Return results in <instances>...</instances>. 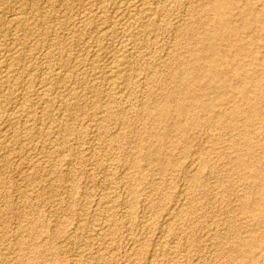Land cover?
I'll return each mask as SVG.
<instances>
[{
  "label": "rangeland",
  "instance_id": "1",
  "mask_svg": "<svg viewBox=\"0 0 264 264\" xmlns=\"http://www.w3.org/2000/svg\"><path fill=\"white\" fill-rule=\"evenodd\" d=\"M218 1L157 0L124 52L136 0H0V264H264V0Z\"/></svg>",
  "mask_w": 264,
  "mask_h": 264
},
{
  "label": "bare ground",
  "instance_id": "2",
  "mask_svg": "<svg viewBox=\"0 0 264 264\" xmlns=\"http://www.w3.org/2000/svg\"><path fill=\"white\" fill-rule=\"evenodd\" d=\"M65 1V0H64ZM69 1V0H68ZM110 1H112V0H110ZM120 1H122V0H120ZM132 1V0H131ZM137 2H138V4L140 5L139 7V9H137V10H135V12L131 15V17H130V20L129 21H127L125 24H124V29H122V30H124V33L123 34H121V35H123V45H122V50L124 51V52H127V51H129L130 50V48H132V46H134L133 45V43H135V41L137 40V37H140V36H138L141 32H142V28H145V27H143L144 25H143V23H142V21H146V19H149V17H151V14H153V12H154V9H155V6L157 7V4L159 3V2H157V4H156V1L157 0H136ZM225 1L226 0H221V1H218V3H217V6H216V9H218V10H222L223 9V7H224V5H226L225 4ZM78 2V1H77ZM118 2V1H117ZM55 3V2H54ZM80 3V2H79ZM112 3V2H111ZM123 3V2H122ZM128 3V2H127ZM52 4V3H51ZM66 4H67V2H66ZM118 4V3H117ZM0 5H1V3H0ZM25 5V4H24ZM92 5V4H91ZM131 5V4H130ZM135 5V4H134ZM159 6V5H158ZM60 7V6H59ZM67 6H65V8H66ZM122 7V6H121ZM2 8V7H1ZM23 8V7H22ZM114 8H116V7H114ZM130 8V7H129ZM137 8V7H136ZM36 9V8H35ZM55 9V8H54ZM126 9V8H125ZM58 10V9H57ZM62 10V9H61ZM103 10V9H102ZM122 10V9H121ZM124 10V9H123ZM131 10V9H130ZM134 10V9H133ZM98 11V10H97ZM119 11V10H118ZM156 11V10H155ZM34 12V11H33ZM87 12V11H86ZM120 12V11H119ZM100 13V12H99ZM102 13V12H101ZM128 13V12H127ZM130 13H132V12H130ZM155 13H157V12H155ZM92 14V13H91ZM90 14V15H91ZM89 15V14H88ZM95 15V14H94ZM108 15V14H107ZM124 15H126V14H124ZM154 15V14H153ZM152 15V16H153ZM156 15V14H155ZM106 16V15H105ZM128 16V15H127ZM91 17V16H90ZM97 17L98 16H96V19H97ZM109 17V16H108ZM124 17V16H123ZM84 18V17H83ZM82 18V19H83ZM87 18V17H86ZM129 18V17H128ZM146 18V19H145ZM32 19V18H31ZM73 19V18H72ZM80 19V18H79ZM24 20V19H23ZM22 20V21H23ZM85 20V19H84ZM89 20V19H88ZM98 20V19H97ZM96 20V21H97ZM105 20V19H104ZM120 20H122V18L120 19ZM25 21V20H24ZM36 21V20H35ZM81 21V20H80ZM102 21V20H101ZM100 21V22H101ZM125 21V20H124ZM28 22V21H27ZM88 23V22H87ZM102 23V22H101ZM117 23H118V21H117ZM145 23V22H144ZM15 24V23H14ZM58 24V23H57ZM84 24V23H83ZM90 25V24H89ZM148 25V24H147ZM17 26V25H16ZM50 26V25H49ZM80 26V25H79ZM85 26V25H84ZM99 26H101V25H99ZM40 27V26H39ZM38 27V28H39ZM98 27V26H97ZM102 27V26H101ZM104 27V26H103ZM122 27V26H121ZM148 27V26H147ZM0 28H2V27H0ZM24 28V27H23ZM33 28V27H32ZM31 28V29H32ZM35 28V27H34ZM43 28V27H42ZM74 28V27H73ZM90 28H91V26H90ZM214 28L216 29V32H215V35H219L220 34V31H223L224 30V24L222 23V21H221V19L220 18H217V20L215 21V23H214ZM18 29V28H17ZM86 29V28H85ZM97 29V28H96ZM113 29V28H112ZM34 30V29H33ZM37 30V29H36ZM36 30H34V31H36ZM43 30V29H42ZM47 30V29H46ZM49 30V29H48ZM68 30V29H67ZM83 30H84V28H83ZM145 30V29H144ZM143 30V31H144ZM29 31V30H28ZM39 31V30H38ZM58 31V30H57ZM70 31V30H69ZM73 31V30H72ZM19 32V31H18ZM42 32V31H41ZM44 32V31H43ZM230 32L233 34V33H235V29H230ZM25 33V32H24ZM32 33H33V31H32ZM57 33V32H56ZM74 33V32H73ZM105 33V32H104ZM148 33V32H147ZM2 34V33H1ZM39 34V33H38ZM42 34V33H41ZM48 34V33H47ZM53 34V33H52ZM76 34V33H75ZM112 34V33H111ZM144 34V33H143ZM85 35V34H84ZM83 35V36H84ZM95 35V34H94ZM2 36V35H1ZM37 36V35H36ZM47 36V35H46ZM87 36V35H86ZM111 36V35H110ZM112 36H113V34H112ZM143 36V35H142ZM42 37V36H41ZM45 37V36H44ZM56 37V36H55ZM59 37V36H58ZM68 37V36H67ZM91 37V36H90ZM105 37V36H104ZM3 38V37H2ZM22 38V37H21ZM30 38V37H29ZM52 38H54V37H52ZM57 38V37H56ZM84 38V37H83ZM115 38V37H114ZM141 38V37H140ZM143 38V37H142ZM4 39V38H3ZM15 39V38H14ZM31 39V38H30ZM29 39V40H30ZM68 39V38H67ZM101 39H102V37H101ZM111 39H112V37H111ZM17 40V39H16ZM22 40V39H21ZM24 40V39H23ZM36 40V39H35ZM53 40V39H52ZM68 40H70V39H68ZM83 40V39H82ZM113 40V39H112ZM122 40V39H121ZM147 40V39H146ZM48 41V40H47ZM59 41V40H58ZM85 41V40H84ZM88 41V40H87ZM86 41V42H87ZM110 41V40H109ZM144 41V40H143ZM2 42V41H1ZM23 42V41H22ZM21 42V43H22ZM33 42V41H32ZM35 42V41H34ZM38 42V41H37ZM52 42H54V40L52 41ZM56 42V41H55ZM81 42V41H80ZM115 42V41H114ZM121 42V41H120ZM50 43V42H49ZM83 43V42H82ZM144 43V42H143ZM2 45H3V43H2ZM19 45H21V44H19ZM31 45V44H30ZM34 45V44H33ZM38 45V44H37ZM53 45H55V43L53 44ZM93 45V44H92ZM95 45V44H94ZM111 45V44H110ZM85 46V45H84ZM100 46V45H99ZM98 46V47H99ZM113 46V45H112ZM120 46V45H119ZM119 46H118V48H119ZM14 47H16V46H14ZM19 47V46H18ZM21 47V46H20ZM23 47V46H22ZM17 48V47H16ZM37 48V47H36ZM42 48V47H41ZM55 48V47H54ZM100 48H103L102 46L100 47ZM135 48H136V46H135ZM1 49H2V47H1ZM14 49V48H13ZM29 49V48H28ZM44 49V48H43ZM65 49V48H64ZM63 49V50H64ZM83 49V48H82ZM87 49V48H86ZM94 49V48H93ZM17 50V49H16ZM22 50V49H21ZM49 50V49H48ZM51 50V49H50ZM102 50V49H101ZM116 51H117V49H115ZM132 50V49H131ZM134 50V49H133ZM136 50V49H135ZM30 51V50H29ZM84 51H86V50H84ZM97 51V50H96ZM123 51H122V55H123ZM8 52V51H7ZM13 52V51H12ZM32 52V51H31ZM42 52V51H41ZM60 52V51H59ZM130 52V51H129ZM200 52H203V53H206V54H210V53H214L213 55H217V56H221V54H218L216 51H211V48L209 47V45L207 44L206 46H205V48L204 49H200ZM35 53V52H34ZM40 53V52H39ZM96 53V52H95ZM120 53V52H119ZM9 54V53H8ZM98 54H100V53H98ZM116 54V53H115ZM127 54V53H126ZM11 55V54H10ZM38 55V54H37ZM48 55V54H47ZM52 55V54H51ZM54 55V54H53ZM106 55V54H105ZM111 55V54H110ZM129 55V54H128ZM4 56H7V55H4ZM68 56V55H67ZM96 56V55H95ZM100 56V55H99ZM112 56V55H111ZM124 56V55H123ZM126 56V55H125ZM8 57V56H7ZM44 57V56H43ZM56 57V56H55ZM60 57V59H61V56H59ZM98 57V56H97ZM117 57V56H116ZM2 58V57H1ZM54 58V57H53ZM93 58V57H92ZM5 60H3V62H2V60H1V62L3 63V65L5 66V68H6V74H5V79H2V81L3 80H6L7 81V83H10V87H12V86H15L17 83V80L15 81V79H16V77H15V75H17V74H15V65L18 63V62H20V57L16 54V52H15V50H14V53L10 56V57H8L7 59L6 58H4ZM48 59H50V58H48ZM52 59V58H51ZM78 59V58H77ZM115 59V58H114ZM44 60V59H43ZM58 60V59H57ZM56 60V61H57ZM105 60V59H104ZM132 60V59H131ZM21 61H22V59H21ZM28 61V60H27ZM35 61V60H34ZM62 61V60H61ZM76 61V60H75ZM96 61V60H95ZM94 61V62H95ZM116 61V60H115ZM112 62V61H111ZM52 63H54L53 61H52ZM58 63V62H57ZM113 64H114V60H113V62H112ZM214 62L211 60L210 62H207L206 63V66H205V69H206V71L205 72H210V76L211 77H217V69H215V70H212V67L210 66V65H212ZM1 64V63H0ZM19 64V63H18ZM44 64V63H43ZM47 64V63H46ZM45 64V65H46ZM59 64V63H58ZM108 64V63H107ZM112 64V65H113ZM125 64H126V62H125V60H123V59H121V57H120V59L117 61V63H116V66H112V67H114V69H115V67L117 68V72H116V70H115V72L116 73H118L117 75H120V73L122 72V70H123V68H124V66H125ZM129 64V63H128ZM29 65V64H28ZM1 66H2V64H1ZM43 66V65H42ZM47 66H49V65H47ZM96 66H97V64H96ZM99 66V65H98ZM129 67V66H128ZM207 67H209L210 69H208ZM237 67V66H236ZM31 68V67H30ZM49 68V67H48ZM55 68V67H54ZM91 68V67H90ZM92 69H95V68H92ZM108 69V68H107ZM5 70V69H4ZM26 70V69H25ZM28 70H30V69H28ZM48 70V69H47ZM23 71V70H22ZM83 71V70H82ZM113 71V70H112ZM126 71H128V70H126ZM241 71V70H240ZM1 72H2V70H1ZM18 72V71H17ZM31 72H32V70H31ZM48 72V71H47ZM46 72V73H47ZM114 72V71H113ZM153 72V71H152ZM243 72V71H242ZM3 73V72H2ZM5 73V72H4ZM36 73V72H35ZM43 73V72H42ZM45 73V74H46ZM83 73V72H82ZM23 74V73H22ZM30 74V73H29ZM67 74V73H66ZM97 74V73H96ZM104 74V73H103ZM125 74H126V72H125ZM2 75V74H1ZM50 75H51V73H50ZM102 75V74H101ZM111 75H113V74H111ZM116 75V74H115ZM200 75V73H198V74H195L194 73V75H193V80H191V81H189V84L191 85V87H193L192 85H193V83H195L198 79H200L201 78V76L203 75L202 73H201V76H199ZM24 76V75H23ZM54 76V75H53ZM57 76V75H56ZM85 76H86V74H85ZM99 76V75H98ZM190 76H191V74H190ZM3 77H4V75H3ZM18 77V76H17ZM28 77V76H27ZM36 77V76H35ZM209 77V76H208ZM261 77V76H260ZM263 77V76H262ZM34 78V77H33ZM47 78V77H46ZM54 78V77H53ZM111 78V77H110ZM23 79V78H22ZM38 79V78H37ZM59 79V78H58ZM113 79V78H112ZM26 80V79H25ZM30 80V79H29ZM54 80V79H53ZM66 80V79H65ZM70 80V79H69ZM95 80V79H94ZM108 80V79H107ZM245 80V79H244ZM261 80H263L262 78H260V79H258L257 80V85L258 86H260L259 85V83H260V81ZM6 81H3V82H6ZM39 81V80H38ZM127 81V80H126ZM61 82V81H60ZM69 82V81H68ZM97 82H98V80H97ZM124 82V81H123ZM34 82H32V84H33ZM36 83V82H35ZM51 83V82H50ZM101 83V82H100ZM113 83V82H112ZM116 83V82H115ZM95 84V83H94ZM124 84H126V83H124ZM123 84V85H124ZM34 85H36V84H34ZM62 85V84H61ZM122 85V86H123ZM21 86V85H20ZM26 86V85H25ZM40 86V85H39ZM114 86V85H113ZM29 87V86H28ZM38 87V86H37ZM41 87V86H40ZM58 87V86H57ZM65 87V86H64ZM111 87V86H110ZM124 87V86H123ZM2 88H3V86H2ZM14 88V87H13ZM20 88V87H19ZM22 88V87H21ZM25 88V87H24ZM76 88V87H75ZM97 88V87H96ZM35 89V88H34ZM38 89V88H37ZM46 89H47V87H46ZM71 89V88H70ZM69 89V90H70ZM115 89V88H114ZM15 90V89H14ZM17 90V89H16ZM25 90L27 91V89L25 88ZM28 90H30V89H28ZM33 90V89H32ZM72 90H74V89H72ZM83 90V89H82ZM248 90V89H247ZM4 91V90H3ZM12 91V90H11ZM37 91L38 90H36L35 92L37 93ZM40 91V90H39ZM44 91V90H43ZM58 91V90H57ZM238 91H241L240 89L238 90ZM21 92V91H20ZM19 92V93H20ZM25 92V91H24ZM46 92V91H45ZM92 92V91H91ZM2 93V92H1ZM27 93V92H26ZM28 93H31L30 91L28 92ZM33 93V92H32ZM39 93V92H38ZM55 93V92H54ZM73 93V92H72ZM122 93V92H121ZM12 94H14L13 92H12ZM39 94H41V93H39ZM51 94V93H50ZM56 94H58V93H56ZM29 95H31V94H29ZM38 95V94H37ZM70 95H72V94H70ZM82 95V94H81ZM5 96V95H4ZM46 96V95H45ZM73 96V95H72ZM19 97V96H18ZM25 97V96H24ZM47 97V96H46ZM175 97V96H174ZM196 97L197 96H195V97H193V100L194 101H198V99H196ZM243 97L245 98V100L246 101H248V103H250V104H252V106L254 105V109H255V107H256V104H255V102H256V99H255V97H252V96H249V94L247 93V92H244L243 93ZM2 98H3V96H2ZM8 98H9V96H8ZM11 98V97H10ZM13 98V97H12ZM17 98V97H16ZM42 98V97H41ZM62 98V97H61ZM15 99V98H14ZM22 99V98H21ZM20 99V100H21ZM25 99V98H24ZM45 99V98H44ZM59 99V98H58ZM3 100V99H2ZM1 100V101H2ZM16 100V99H15ZM18 100V99H17ZM28 100H30V99H28ZM42 100V99H41ZM50 100V99H49ZM70 100V99H69ZM77 100V99H76ZM174 100H176V103H177V109H179V110H181V111H183L184 109H186L185 108V103L183 102V100L181 99H177V98H175ZM1 101H0V103H1ZM7 101V100H6ZM11 101H13V100H11ZM23 101V100H22ZM43 101V100H42ZM47 101V100H46ZM67 101V100H66ZM78 101V100H77ZM8 102V101H7ZM14 102V101H13ZM25 102V101H24ZM23 102V103H24ZM26 102H27V100H26ZM32 102H34V101H32ZM47 103V102H46ZM60 103V102H59ZM72 103V102H71ZM107 103V102H106ZM18 104V103H17ZM58 104V103H57ZM78 104H79V102H78ZM6 105V104H5ZM26 105H27V103H26ZM35 105V104H34ZM73 105H75V104H73ZM106 105V104H105ZM104 105V106H105ZM109 105V104H108ZM51 106V105H50ZM202 106L203 107H208L209 105H208V102H202ZM26 107V106H25ZM24 107V108H25ZM49 107V106H48ZM29 108V107H28ZM67 108V107H66ZM72 108V107H71ZM76 108V107H75ZM21 109V108H20ZM49 109H51V108H49ZM74 109V108H73ZM2 110V109H1ZM19 110V109H18ZM23 110V109H22ZM27 110V109H26ZM25 110V111H26ZM68 110V109H67ZM24 111V110H23ZM30 111V110H29ZM28 111V112H29ZM53 111V110H52ZM51 111V112H52ZM57 111V110H56ZM71 111V110H70ZM109 111V110H108ZM1 112V111H0ZM14 112V111H13ZM33 112H36V111H33ZM32 112V113H33ZM45 112V111H44ZM44 112H42V113H44ZM55 112V111H54ZM61 112V111H60ZM75 112V111H74ZM165 112H166V109L165 108H162V109H160L159 111H158V114H157V119L158 118H160L161 116H163V115H165ZM23 113H25V112H23ZM59 113V112H58ZM71 113V112H70ZM38 114V113H37ZM65 114V113H64ZM257 114V113H256ZM29 115V114H28ZM53 116V115H52ZM55 116V115H54ZM74 116H75V114H74ZM4 117V116H3ZM57 117V116H56ZM65 116H63V118H64ZM42 118H45V117H42ZM59 118V117H58ZM67 118V117H66ZM77 118V117H76ZM259 118V115H257L256 116V119H258ZM261 118H262V116H261ZM33 119V118H32ZM35 119V118H34ZM33 119V120H34ZM16 120V119H15ZM29 120V119H28ZM32 120V121H33ZM54 120H55V118H54ZM104 120V119H103ZM107 120V119H106ZM6 121V120H5ZM13 121V120H12ZM26 121V120H25ZM45 121V120H44ZM48 121V120H47ZM68 121V120H67ZM197 120H196V118H192L191 120H189V124H192V123H195ZM19 122V121H18ZM50 122H52V121H50ZM56 122V121H55ZM66 122V121H65ZM76 122V121H75ZM11 123V122H10ZM28 123V122H27ZM26 123V124H27ZM53 123V122H52ZM62 123V122H61ZM262 123H263V125H264V120H262ZM4 125V124H3ZM6 125H8V124H6ZM25 125V124H24ZM28 125V124H27ZM32 125V124H31ZM35 126V125H34ZM64 126H65V124H64ZM67 126V125H66ZM73 126V125H72ZM177 128H179L180 126L178 125V124H176L175 125ZM1 127V126H0ZM13 127V126H12ZM25 127V126H24ZM27 127V126H26ZM57 127V126H56ZM36 128V127H35ZM229 129V128H228ZM15 130V129H14ZM22 130V129H21ZM27 130V129H26ZM33 131V130H32ZM43 131V130H42ZM45 131V130H44ZM4 132V131H3ZM23 132V131H22ZM19 134V133H18ZM17 134V135H18ZM28 134V133H27ZM53 134V133H52ZM19 136V135H18ZM27 136V135H26ZM11 137H13V136H11ZM29 137V136H28ZM7 138H9V137H7ZM15 138V137H14ZM17 140V139H16ZM9 144V143H8ZM1 147V146H0ZM11 147V146H10ZM12 148V147H11ZM57 149V148H56ZM255 193L256 194H258V195H260V194H264V189L263 188H261V187H257L256 188V191H255ZM108 224V223H107ZM112 224V223H111ZM104 225V224H103ZM113 226V225H112ZM108 227V226H107ZM110 227V226H109ZM108 227V228H109ZM107 229V228H106ZM100 231V230H99ZM103 232V231H102ZM255 243V245H256V241H251V244H254ZM242 244V243H241ZM79 257V256H78ZM128 261V260H127ZM95 263V262H94Z\"/></svg>",
  "mask_w": 264,
  "mask_h": 264
}]
</instances>
